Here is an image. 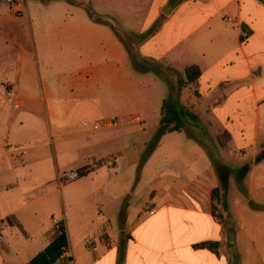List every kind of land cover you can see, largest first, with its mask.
<instances>
[{
    "label": "crops",
    "instance_id": "0c3cea01",
    "mask_svg": "<svg viewBox=\"0 0 264 264\" xmlns=\"http://www.w3.org/2000/svg\"><path fill=\"white\" fill-rule=\"evenodd\" d=\"M154 1L0 0V264H28L43 252L55 240V217L64 218L68 245L57 264H116L122 234L123 264H264V212L254 210L255 222L243 220L247 203L235 196L241 220L233 222L230 180L232 248L212 218L210 196L219 183L207 153L185 165L182 180L169 176L170 183L150 191V204L140 209L130 201L116 209L131 195L125 187L107 191L113 177L103 183L97 169L75 190L62 183L92 160L102 164L95 149L124 134L94 130L95 122L119 118L102 130L126 126L131 115L159 122L167 86L136 69L110 26L139 35L158 22L138 55L182 77L187 66L199 68L196 85L180 92L181 103L199 125L207 116L215 138H228L221 150L238 146L235 134L244 133L241 118L252 108L250 144L244 140L233 151L249 157L250 170L242 181L234 175L233 189L250 196L264 191V159L255 162L264 148V0H166L152 15ZM88 10L117 23H97ZM242 28L249 32L244 43ZM92 200L96 209L88 206ZM205 242L220 243L217 253L193 248Z\"/></svg>",
    "mask_w": 264,
    "mask_h": 264
},
{
    "label": "rangeland",
    "instance_id": "374dc122",
    "mask_svg": "<svg viewBox=\"0 0 264 264\" xmlns=\"http://www.w3.org/2000/svg\"><path fill=\"white\" fill-rule=\"evenodd\" d=\"M165 1L166 0H155V3L153 2V6L150 7L152 15L155 14L156 6L164 3ZM172 1L174 2L175 0ZM4 4L9 9L8 3ZM110 23H117V21H110ZM136 24L137 23L133 24V27H136ZM153 26L157 28L158 22H155ZM143 42L144 41L139 42L137 39L135 40L131 37L130 39L126 37V39H123V41H121L131 57L135 59L136 63L138 62V60L152 63L153 61L151 59H142L138 55V48L141 44H143ZM157 78H160L167 86L168 95L170 94L168 84H172L176 89V78L173 74H170L169 76L165 74V76H158ZM182 99L183 94L180 93L179 97L177 98V103L182 107H186L181 103ZM252 114V108H247L245 116L241 118V128L244 133L242 135L239 133L235 134L234 141H236L235 144L238 146H235L234 148L230 147L227 150L220 149L228 148V138H226L225 135L220 134L215 138L217 128H212L211 126L209 127L208 123L206 122L207 116L201 114L199 118L200 125L196 123L197 121H191L189 118H185V126L180 133L164 135L160 139V144L158 143L161 147H156L155 149H158L156 151L155 149L152 151V157H150L151 154L148 155V149L155 139L156 132L159 127V122L150 119L149 121L139 120V123L132 124V119L136 116L131 115V117L128 118L129 123L126 126L119 127L115 130L99 129V132L124 131V134H120L117 138L109 140L95 149L94 153L97 155L96 159H103L102 166L97 168V170L95 171H97V174L104 176L103 183L106 182L110 175L113 177V181L110 183V185L106 186L107 191H117L125 187L131 195L130 199L127 198V196L121 199L118 202V206L116 207V209H118L119 207L121 209L122 206H124V204L128 203L129 201L130 203L134 202L135 205L140 209L141 207L144 208L146 204H150V200H152L149 196L150 191H157L158 187L162 183H170L171 178L169 176L176 175L179 180H182L183 176L185 177L187 175L184 170L185 165L191 164L194 158L198 156V153L204 152V154L207 153L206 157H210L213 168L216 162H218L219 164L224 163L222 165H225L232 172L229 177L230 183L232 184V189L229 194V211L232 216L231 220H241V217L237 211L238 209L234 205L236 196L247 203V207L245 206L242 213L243 220L255 222V216L254 214H252L253 212H256L254 210L259 208L260 211L258 212H264V207L261 208V206L258 205L264 203V191H261L258 196H252V194L250 196L247 191L242 193H235L234 191L236 190L233 189V183L235 182L234 172L237 169L243 167L245 163L249 164L251 161L249 157L241 159L239 158V156H235L233 154V151L234 149L237 150L242 146H246L244 145V140L248 141L247 146L250 144L253 126L251 125ZM115 119L119 118H106L97 122L103 123L105 121ZM212 122L214 125L218 126L215 120H212ZM156 123L158 124V127L154 128L153 125ZM195 123L198 127H194ZM88 124L89 126L87 128L90 129L91 123ZM236 126L239 127L238 125ZM191 130L194 131V133ZM197 142L200 143L203 147L201 145H197ZM218 144L220 148L218 147ZM195 146H198L199 148H195ZM186 147L191 148L190 150H187ZM119 155H122L123 159H121ZM177 156L179 157L178 160ZM115 161V168H110L109 163ZM133 161L134 163H132ZM85 177H79V179L74 182L66 183V185H68L66 189L71 191L77 189V187L81 184L80 179H83ZM87 181L89 182V179ZM261 184L262 182H260V185ZM227 195L228 193L226 194V200ZM107 202L109 203L108 199ZM88 206L91 209H96L93 200L91 202H88ZM109 207L111 208V204L109 205ZM217 207L219 208L218 212H220L221 205L218 204ZM55 209L57 211L61 210L60 202L56 204ZM61 213H63V211H61ZM262 215H264V213H262ZM223 216L225 217L227 222L230 221L227 212L223 213ZM161 218L163 219V216ZM262 218L264 219V216ZM121 237L123 239L125 238V235L122 234ZM235 259H237L236 254Z\"/></svg>",
    "mask_w": 264,
    "mask_h": 264
},
{
    "label": "trees",
    "instance_id": "16d2710c",
    "mask_svg": "<svg viewBox=\"0 0 264 264\" xmlns=\"http://www.w3.org/2000/svg\"><path fill=\"white\" fill-rule=\"evenodd\" d=\"M259 2L263 3V0H258ZM89 16L91 19H93L97 23H110L108 20H105L99 16H97L95 13H93L91 10H88ZM111 24V23H110ZM114 34L116 35L119 40L123 41V39H126L128 37L130 39H137L139 42L146 41L148 38L151 37L156 31L157 28L155 26H152L148 31L145 33L135 35V34H128L125 32L120 31L117 29L113 24L110 25ZM249 32H246L244 28H242V35L240 37V42L244 43L246 35H248ZM136 69H139V72H152L157 77L158 76H165L173 74L176 78V89L173 87L172 84H168V88L170 91L169 96L163 100L161 110H160V120H159V127L156 132L155 139L153 143L150 145L148 149V155L152 153V151L157 147L160 139L166 135L171 133H177L182 131V129L185 126V118H189L191 121L197 120V116L192 113L188 107H182L177 103V98L180 95V92L185 89L186 87H192L195 86L201 72L197 66L191 65L187 66L184 69L183 77L178 76L175 72H173L170 69H163L159 64L155 63L154 61L152 63H148L143 60H138L136 63ZM168 82V81H167ZM264 159V148L263 150L256 156L255 162L259 163ZM100 162H96L95 160H92L91 163L87 164L80 170H78L80 178L87 176L89 173L94 171L95 169L101 167ZM215 173L218 179L219 186L212 190L211 192V216L214 220H216L224 229L227 237V247L230 249L232 248V230L227 227V220L223 216V213L227 211V205H226V194L228 190V180L231 175V171L222 164H219L218 162L214 165ZM250 167L248 165H244L240 169H237L234 172V175L236 176L237 180L242 181L246 175L249 173ZM221 205V210L219 211V208L217 205ZM67 243L64 234H61L57 239L52 241L47 248L39 253L35 258H33L28 264H57L60 256L63 254L64 250L67 248ZM220 247V243L218 242H205L200 243L195 246H193L196 250H209L212 253H217L218 248ZM125 257V240L121 239L119 242V248H118V259L116 264H123ZM235 259V257H234ZM70 262V259L67 260V262H64L63 264H66Z\"/></svg>",
    "mask_w": 264,
    "mask_h": 264
},
{
    "label": "built area",
    "instance_id": "2783aa9c",
    "mask_svg": "<svg viewBox=\"0 0 264 264\" xmlns=\"http://www.w3.org/2000/svg\"><path fill=\"white\" fill-rule=\"evenodd\" d=\"M226 22H229V23H234V20L230 19V18H227L226 19ZM115 121L116 120H108V121H105L103 123H99V122H95L93 124V129L94 130H99V129H103V128H111L112 126H114L115 124ZM132 122L133 123H139V119L134 117L132 119ZM79 173L78 172H75V171H71V172H68L64 175V179L62 181V183H71V182H74L76 180L79 179ZM64 218H52V237L54 239H57L59 236H61L62 234V228L64 226Z\"/></svg>",
    "mask_w": 264,
    "mask_h": 264
},
{
    "label": "water",
    "instance_id": "95a60500",
    "mask_svg": "<svg viewBox=\"0 0 264 264\" xmlns=\"http://www.w3.org/2000/svg\"><path fill=\"white\" fill-rule=\"evenodd\" d=\"M170 10H171V6H168V7L165 8L162 12H163L164 15H168L169 12H170Z\"/></svg>",
    "mask_w": 264,
    "mask_h": 264
}]
</instances>
